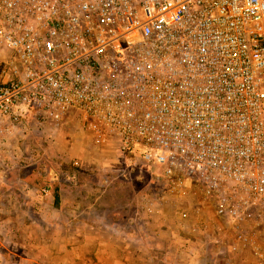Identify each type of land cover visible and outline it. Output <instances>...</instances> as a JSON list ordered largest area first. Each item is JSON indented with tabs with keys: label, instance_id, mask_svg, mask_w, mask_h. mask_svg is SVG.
Here are the masks:
<instances>
[{
	"label": "built area",
	"instance_id": "obj_1",
	"mask_svg": "<svg viewBox=\"0 0 264 264\" xmlns=\"http://www.w3.org/2000/svg\"><path fill=\"white\" fill-rule=\"evenodd\" d=\"M70 124L264 263V0H0V158Z\"/></svg>",
	"mask_w": 264,
	"mask_h": 264
},
{
	"label": "crops",
	"instance_id": "obj_2",
	"mask_svg": "<svg viewBox=\"0 0 264 264\" xmlns=\"http://www.w3.org/2000/svg\"><path fill=\"white\" fill-rule=\"evenodd\" d=\"M11 177L13 189L0 195V264H200L204 242L215 235L212 224L205 233L198 229L207 219L181 221L168 206L143 204L147 210L128 230L104 210L96 212L95 203H82L78 189L61 186L51 193L26 177ZM181 201L190 206L191 199ZM231 258L233 264H260L244 251Z\"/></svg>",
	"mask_w": 264,
	"mask_h": 264
},
{
	"label": "rangeland",
	"instance_id": "obj_3",
	"mask_svg": "<svg viewBox=\"0 0 264 264\" xmlns=\"http://www.w3.org/2000/svg\"><path fill=\"white\" fill-rule=\"evenodd\" d=\"M73 161L78 165L74 166ZM13 174L20 181L26 177L51 193L61 186L78 189L82 203H95L96 212L104 210L106 218L125 222L128 230L135 228L136 219L147 210L140 197L160 193L150 168L143 162L120 155L114 142L101 144L72 124L53 135L33 133L13 153L0 158V195L14 185ZM190 206L191 216L209 220L215 234L213 241L204 242L201 251L204 258L200 264H225L226 261L233 264L231 256L243 251L257 260L248 249L231 251L236 235L226 221L214 217L212 204L193 200Z\"/></svg>",
	"mask_w": 264,
	"mask_h": 264
},
{
	"label": "trees",
	"instance_id": "obj_4",
	"mask_svg": "<svg viewBox=\"0 0 264 264\" xmlns=\"http://www.w3.org/2000/svg\"><path fill=\"white\" fill-rule=\"evenodd\" d=\"M55 202H56V198H55Z\"/></svg>",
	"mask_w": 264,
	"mask_h": 264
}]
</instances>
